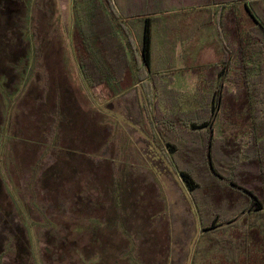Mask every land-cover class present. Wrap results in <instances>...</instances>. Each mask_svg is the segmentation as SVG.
I'll list each match as a JSON object with an SVG mask.
<instances>
[{
  "label": "rangeland",
  "instance_id": "obj_1",
  "mask_svg": "<svg viewBox=\"0 0 264 264\" xmlns=\"http://www.w3.org/2000/svg\"><path fill=\"white\" fill-rule=\"evenodd\" d=\"M133 1V9L138 13L174 12L183 6L177 0ZM189 1L197 5L204 4L206 0ZM228 8L236 10L234 6ZM239 9L245 11L243 5ZM211 10L213 13L221 11ZM253 10L255 16L264 19L263 9L256 5ZM197 13L201 17H208L210 12L202 10ZM166 19L174 21L177 18L172 15L160 18L159 21ZM73 23L72 0H0V45H5L9 38H13L15 44L12 43V46L16 47L12 48L15 55L11 57L5 55V46H0V264H94L90 258L94 255V249L88 248L92 243L89 242L85 228L96 221L76 219L71 210L74 202L71 186L73 179L77 178L73 173L76 169L72 164L73 158L67 159L70 170L64 176L58 168L56 171L53 169L56 165L55 155L49 148L67 156L77 154V157L81 156V151L74 149V146L67 148L63 144L53 145L52 142L50 145L49 135L44 134L48 127L46 122L51 118L49 116L54 114L53 109L59 107V99L63 107H72L69 111L71 115L78 117L79 126L71 129L67 139H75L79 143L85 138L88 146L92 147L93 154L88 153L81 163L76 160L82 170H86L84 174L87 178L84 179L93 178L97 166L101 164L99 170L103 171L104 182L108 184L101 194L107 209L105 217L98 222L100 227L105 229L117 216L114 208L117 188L114 183L126 188L124 196L128 206L131 204L134 208L138 201L129 193L126 185L134 188L150 186L151 198L147 196L145 200H152L149 205L151 210L146 208V203L138 208L140 211L137 209V215L144 217V232L150 227L161 234V244L158 246L163 250L159 253L165 252L163 258H152L151 264H191L202 230L199 216L174 165L162 154L159 140L154 135L157 130L154 112L146 104L145 96L138 86L109 100L102 90L91 89L86 85L72 50ZM250 24L249 21L247 25ZM129 25L136 26L135 29L142 26L132 22ZM156 27L158 32L153 45L154 65L165 70L174 68L172 76H169L171 80L168 89L184 90L180 92L190 98L198 92L202 82L195 83L193 74L184 71L221 58L214 34L206 32L208 40H167L164 38L166 34L159 29L169 27L175 30L177 25L157 23ZM205 27L208 28V25ZM133 36L140 47L142 35L136 31ZM171 36L175 37L176 33ZM195 36L199 38V34L195 33ZM35 51L40 56L37 53L38 57H35ZM165 72L170 73L168 70ZM234 77L235 72L231 78ZM263 84L261 82L262 89ZM241 86L228 88L231 92H237ZM37 99L46 103L39 108L40 102ZM161 105L164 111L204 108L198 102L191 106L183 103L179 108L171 99ZM233 119V115L223 112L217 116L213 125L214 135L220 138L231 131H237L239 126L234 124ZM64 127L66 123L61 129ZM45 175L49 183L42 187L39 180ZM63 177H74L71 186L69 183H60ZM55 180L59 185L52 184ZM151 213L156 216L153 217ZM150 222L151 225L147 227ZM135 225L134 219L132 224L125 223L124 226L132 236L125 231V234L121 232L113 249L114 264H139L142 261L138 246L143 239L146 245L148 242ZM68 229L81 231L74 238L77 244H68L71 247L78 246L81 250L85 246L89 262L80 259L75 250L65 245L58 253L60 260L52 258L51 249L55 242L53 235L58 230L63 233ZM155 233V230L149 232L147 237L151 239L150 235ZM16 235H24L22 238L26 245L20 251L13 245L18 243L17 237L13 239ZM140 248L142 253L149 251L143 243ZM111 256L105 254L107 261Z\"/></svg>",
  "mask_w": 264,
  "mask_h": 264
},
{
  "label": "trees",
  "instance_id": "obj_2",
  "mask_svg": "<svg viewBox=\"0 0 264 264\" xmlns=\"http://www.w3.org/2000/svg\"><path fill=\"white\" fill-rule=\"evenodd\" d=\"M114 3L115 0H72V50L84 82L91 89L102 90L109 100L140 86L146 104L152 108L157 121L154 135L159 140L162 154L174 165L199 216L202 230L191 264H264V188L255 183L257 179L264 181V89L261 85L264 82V19H257L253 7L245 6L246 12L240 14L237 13L240 9L234 6L236 10L232 11V19L220 25L218 42L221 60L187 69L195 73L205 71L204 75L208 76L207 80L201 81V89L198 87L201 92L198 90L189 98L180 91L168 89L171 80L169 76H172L174 68L165 70L154 65L152 19H144L143 38L139 47L126 21L118 16ZM249 18L251 24L247 25L245 21ZM12 41L13 38H9L5 45L1 44L5 46L6 56L15 55L12 52L15 47ZM41 48L43 50V45ZM37 53L35 51V57L40 56ZM167 70L170 73L165 72ZM229 70H232V74L236 73L233 78L235 87L242 85L237 92L229 91L224 84L226 76H232ZM169 99L172 103L176 102L179 108L183 103L191 106L196 102L204 108L164 111L161 103H167ZM38 101L39 108L46 103L44 100ZM57 105L59 107L53 109L54 114L46 122L48 127L44 134L49 135L53 145L63 144L67 148L74 146V149L81 151V156L77 157V154L67 156L49 148L55 155L56 165L53 169L56 171L58 168L64 176L70 170L67 159L73 158L72 164L76 167L73 173L77 178L73 179L72 186L71 180L74 177H63L59 181L71 186L73 216L76 219L96 221L85 228L89 242L92 243L88 248L94 249V255L90 257L94 264H114L116 240L124 231L132 236L124 225L132 224L133 219L137 230L146 236L148 242L146 245L143 239L138 246V254H142L140 263L151 264L152 258H163L165 252L159 253L163 249L158 246L161 244V234L154 229L155 235L148 238L149 232L154 231L149 227L152 222L147 226L149 230L144 232V217L137 215L138 208L146 203L148 208L152 204V200H145L150 196V186L134 188L126 185L129 193L138 201L134 208L131 204L128 206L124 196L126 188L114 183L117 188L114 201L117 216L105 229L100 227L98 222L105 217L107 209L101 194L108 186L104 182L103 171L99 170L101 164L97 166L93 178L84 179L87 178L84 174L86 170H82L80 163L88 153L93 154L92 147L88 146L85 138L79 143L75 139L68 140L71 129L79 126L78 117L71 115L69 111L72 107H63L60 99ZM222 112L233 115V122L239 127L237 131L218 138L213 133V125ZM65 123L66 127L62 130ZM217 154H220L219 157ZM248 166L254 170L250 172ZM257 168L260 169L259 176L255 172ZM249 181L251 186L247 185ZM1 183L0 177V186ZM39 183L43 187L49 183L48 177L45 175ZM52 184L59 185L57 180ZM83 190L86 193L83 194ZM126 213L129 215L127 218ZM151 215L156 216L154 213ZM79 232L68 229L61 233L58 230L53 235L56 243L51 254L54 260H60L58 253L62 251L63 245L70 248L71 244L68 243L77 244L74 238ZM23 236L13 237L18 239V243L13 245L19 251L26 245ZM142 243L148 252L146 250L142 253ZM75 245L71 248L77 256L89 262L86 247L81 250ZM107 253L112 255L109 261L105 258Z\"/></svg>",
  "mask_w": 264,
  "mask_h": 264
},
{
  "label": "crops",
  "instance_id": "obj_3",
  "mask_svg": "<svg viewBox=\"0 0 264 264\" xmlns=\"http://www.w3.org/2000/svg\"><path fill=\"white\" fill-rule=\"evenodd\" d=\"M179 2L180 8H177V10H174V12L171 11H167V12H151V11H146V12H142V13H138L135 12V10L133 9V3H135L133 0L125 1H119L114 3V8L118 14V16L123 20L126 21L127 26L130 30V32L134 35L136 31L139 32V34L142 35L143 38V22L144 19L147 17H150L152 19V22L154 24L153 26V38L155 39L157 32H158V27H156L157 23L160 24H176L177 27L175 30H173L172 28L166 27V28H162L159 30H163L162 32H164L166 35L164 36L165 39L169 40L171 38L176 39V40H180V41H185V40H202V39H206L208 40V38L205 36V33L207 32L209 35L213 32L214 34V39L217 41L216 44H218L219 47V38H220V25L225 23V22H229L230 19H232L233 13L231 10H229V6H236L237 8L240 7L243 8L245 6L248 7H253L255 8V6L257 5L258 7H260L261 9H263L264 12V0H229L226 2V0H206L204 4H197L194 5L192 4L189 0H177ZM118 3V4H117ZM211 9H220L221 11L218 13H213ZM224 9V11H223ZM202 10H208L209 16L208 17H201L200 12ZM125 13V14H124ZM237 13H242V10L240 9V12L237 10ZM244 13V12H243ZM175 15L176 16V20L171 21V20H164V21H159L160 18L163 17H167V16H172ZM243 16V15H242ZM258 17V16H257ZM257 19H263L261 17H258ZM245 20V18H244ZM250 18L245 22H249ZM129 22H132L134 24H141L142 26L137 27L135 29L136 26L131 27L129 25ZM192 25V27H191ZM205 25H208V28L205 27ZM160 28V27H159ZM172 33H176V36L173 37L171 36ZM195 33L199 34V38L195 36ZM134 37V36H133ZM210 40V39H209ZM199 46L202 48V45L199 44ZM220 50V47H219ZM221 55V53H220ZM221 57V56H220ZM221 58L218 60L220 61ZM218 61H210L207 62L205 64H200L195 67H202L205 65H209L212 63H216ZM78 66V65H77ZM184 72H191L194 78L195 83L197 81H203V80H207L208 76L204 75L205 71H202L200 73H195L192 72L191 70H187L185 69ZM229 73L231 74V70H229ZM232 80L234 81V79L231 78V76H226L225 82L224 84L226 86H235L234 84H232ZM234 83V82H233ZM139 88L140 86L137 85ZM179 90V89H178ZM181 92H185L184 90H179ZM249 170V169H248ZM252 168H250V172H252ZM243 172V170H241ZM255 172L258 174V176L261 174L260 173V169H256ZM256 185H258V187H263L264 188V181H261L259 179H257V181L255 182ZM251 183L250 181L247 183V185ZM262 191V190H261ZM264 193V189L262 191V194ZM262 197H264V195H262Z\"/></svg>",
  "mask_w": 264,
  "mask_h": 264
}]
</instances>
